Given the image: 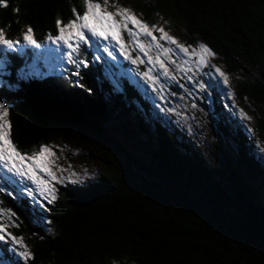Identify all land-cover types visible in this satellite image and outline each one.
Wrapping results in <instances>:
<instances>
[{
  "label": "trees",
  "instance_id": "trees-1",
  "mask_svg": "<svg viewBox=\"0 0 264 264\" xmlns=\"http://www.w3.org/2000/svg\"><path fill=\"white\" fill-rule=\"evenodd\" d=\"M129 4L146 21L152 12L174 21L210 47L227 73L246 75L264 65V0ZM73 6L82 13L81 0H7V6L0 4V28L21 45V33L31 25L42 44L58 35V16L73 18ZM7 54L16 73L22 55L17 48ZM80 75V84L46 74L15 81L8 92L0 89V100L10 103L19 149L31 152L60 133L62 140L102 152L107 164L93 182L56 186L57 199L45 203L43 212L0 195L2 207L16 214L7 232L34 254L11 264H264V203L256 192L264 171L246 137L218 124L211 160L180 146L157 123L150 132L137 118L145 160L131 158L109 122L123 102L145 108L144 102L127 85L122 93L111 92L100 64L87 63ZM236 90L264 110V82H245ZM255 125L264 133V118H255Z\"/></svg>",
  "mask_w": 264,
  "mask_h": 264
},
{
  "label": "rangeland",
  "instance_id": "rangeland-1",
  "mask_svg": "<svg viewBox=\"0 0 264 264\" xmlns=\"http://www.w3.org/2000/svg\"><path fill=\"white\" fill-rule=\"evenodd\" d=\"M103 4V0H100ZM116 6H124L131 8L141 19L142 14L134 10L129 0H110L108 10L115 11ZM84 9H82L83 12ZM119 19V17H117ZM150 25L156 24L163 26L170 35L176 37L181 43L189 47L187 53L180 52L176 45L161 40L160 43L171 48L172 52L164 53L162 49H157L154 44L148 51V55L140 52L138 48L133 50V44L128 43V52L135 58L137 56L143 59V63L133 65L130 60H126L119 53V45L115 41L100 42L96 38L88 44L81 43L78 52H74L73 59L77 62L83 60L86 65L100 64L102 67V76L104 83L110 88L111 92L122 93L124 85L131 87L134 92L145 104V108L137 102H123L124 107L116 110L109 122L110 132L116 143L122 146V150L131 158L145 160L142 148L145 143L142 131L136 127V119L140 118L142 122L148 125L151 132L153 123H157L170 132L175 140L190 152H195L207 159L214 160L215 155L212 152L215 143L214 135L218 134L217 126L221 124L227 127L233 134L240 133L246 137L248 149L256 158L264 171V133L256 128L255 118H264V110L257 102H253L245 96H238L237 86L239 84L250 81L264 82V65L250 70L246 75L240 73H227L218 56L205 57L207 63L200 62L201 42L195 37L185 33L174 21L162 17L158 13L152 12L148 21ZM131 27V25H129ZM157 36L159 32L155 33ZM125 41L132 38L128 36L127 31L123 32ZM140 40L145 43L150 38L141 36ZM37 48L33 45L25 44L22 40L21 45L17 44V48L22 55V62L16 73L11 71L10 57L7 52H12L0 46V89L8 92L15 87V81L29 80L33 77L46 74L62 77L71 84H80V71L85 67L83 65L77 70L76 64L68 62L67 53L71 51L63 41L53 42L46 40ZM99 45V47H97ZM73 46H76L73 40ZM104 47H108L110 51H114V56H109L104 52ZM63 53V55H61ZM159 53L160 58L165 61L168 68V75L164 74V69L159 63H149L148 57L153 59ZM96 57H100L97 59ZM216 67L221 68L229 76V85L223 84V78L216 72ZM151 69V75L157 77V81H148L141 73ZM78 71V75L74 74ZM204 87L201 88L200 85ZM228 93H232L229 95ZM108 100V98H107ZM8 107L10 103L0 100ZM195 105V107H193ZM241 111L251 120L241 115ZM57 137L47 145L53 147L57 153L56 164L62 166L65 171L61 172L54 167L59 180H52L44 174L42 178L49 181L50 186L56 187L65 184H86L93 182L99 176L105 174L107 168L105 154L90 147H85L76 142H69ZM233 146V142L229 141ZM71 165V168H69ZM80 175L77 183L70 182L69 175L71 172ZM12 174L7 173L6 169L0 168V184H4ZM16 183L8 182L6 187L13 195L9 196L7 192L4 195L13 199H24L28 202L32 211H39L37 204L44 205L47 199L51 197L45 193L40 194V189L35 185H31L28 181H20L19 177H13ZM73 180L76 177H72ZM258 181H262L259 179ZM24 185H28L34 189V196L27 195L25 189L21 194ZM256 192L260 197V202L264 203V183H256ZM40 218V217H38ZM0 223L6 226L13 225L10 212L5 210L0 204ZM47 224H45V227ZM10 238L0 241V264H11L12 262L25 260L20 255L25 250V245L21 239L19 243L9 242Z\"/></svg>",
  "mask_w": 264,
  "mask_h": 264
},
{
  "label": "snow or ice",
  "instance_id": "snow-or-ice-1",
  "mask_svg": "<svg viewBox=\"0 0 264 264\" xmlns=\"http://www.w3.org/2000/svg\"><path fill=\"white\" fill-rule=\"evenodd\" d=\"M110 0H103V4L100 3V0H81L83 6V12L77 11L75 6L72 7L73 18H69L67 22L63 21L59 16L55 20V27L58 30V35L55 37L49 35L48 39L53 40V42L63 41L64 45H67L71 51L67 53L68 62L76 64L77 70L81 65L87 66L86 63L81 60L77 62L73 59V53L78 52L80 49L81 43L88 44L92 38L98 39L101 43L104 41H115L119 45V53L124 56L126 60H130L133 65H136L138 62L143 63V59L139 56L133 58L127 48L128 43L133 44V50L138 48L140 52L148 55V51L154 46L157 49H162L164 53L172 52L171 48L164 47L160 41L164 40L170 44L176 45L180 52L187 53L189 47L181 43L176 37L170 35L163 26L152 24L150 25L146 21L139 19L137 14L129 7L116 6L115 11H109ZM0 4L7 6V0H0ZM19 11V9H15ZM119 17V19L117 18ZM131 25V27H129ZM127 31L128 36L132 38L130 41H125L123 32ZM159 32L160 35L157 36L155 33ZM22 40L25 44L33 45L37 48L41 45L34 38V29L31 25L26 27V30L22 31ZM143 36L145 38H150L147 43L140 40L139 38ZM73 40L76 42V46H73ZM20 43V38L9 39L7 38L6 32L4 29L0 28V46H3L6 49H14V47ZM99 47V45H97ZM200 48V62L207 63L205 57H214L216 53L208 47L206 44L201 43ZM114 51H110L108 47H104V52H107L109 56H114ZM63 55V53H61ZM100 59V57H96ZM149 63H159L161 68L164 69V74L168 75V68L165 64V61L160 58L159 53L153 59L151 56L148 57ZM216 72L220 77L223 78V84L229 85V76L221 70V68L216 67ZM151 69L141 73L148 81L153 82L157 81V77L152 76ZM78 75V71L74 73ZM201 88L204 87L203 84L200 85ZM232 95V93H228ZM195 107V105H193ZM241 115L245 116L247 119L251 120V117L246 116L243 111ZM9 116V107L5 103H0V168L6 169L7 173L12 174L11 177L6 180L4 184H0V193L7 192L9 196L13 195L12 191H9L6 187L8 182L16 183L13 177H19L20 181H28L31 185H35L40 189V194L43 196L47 193L51 199L47 200V204H51L57 199L55 187L50 186L49 181L42 178L41 174H44L48 177H51L52 180H59L61 183L60 177H57L56 172L53 170L54 167L58 168L61 172L65 171L62 166L56 164L57 153L53 150V147L46 144H41L33 149L31 152L23 151L19 149L17 144L12 139V124L8 119ZM71 168V165H69ZM72 177H76L75 180ZM3 179V177H0ZM70 182L77 183L80 180V175L76 172H71L69 175ZM27 191V195L34 196V189L28 185H24V188L21 189V194H24V191ZM37 208L41 212L46 210V205L42 206L37 204ZM11 211V210H9ZM12 216L16 214L11 213ZM6 238H10L9 242L19 243L18 237L8 233L6 231V226L0 223V241H5ZM22 257L26 260L34 256L27 247L25 250L20 253ZM113 264H117L114 260Z\"/></svg>",
  "mask_w": 264,
  "mask_h": 264
}]
</instances>
